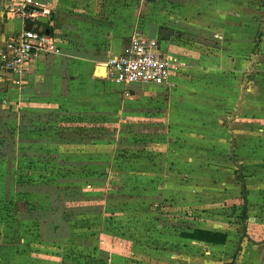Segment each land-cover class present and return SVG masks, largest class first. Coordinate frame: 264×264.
Returning <instances> with one entry per match:
<instances>
[{"label": "rangeland", "instance_id": "obj_1", "mask_svg": "<svg viewBox=\"0 0 264 264\" xmlns=\"http://www.w3.org/2000/svg\"><path fill=\"white\" fill-rule=\"evenodd\" d=\"M123 3L124 8L139 9L140 27L148 21L164 20L165 14L175 16V10L180 7L186 8L188 23L192 26L208 25L218 33L215 42L206 44L200 34L189 30L186 41H194L195 38L208 45L205 55L210 51L209 47L213 48V52L219 54L220 66L207 71L208 63H202L204 76L201 88L207 93L199 96L193 110L188 111L190 119L185 127L184 122L164 121L165 106L155 101H145L140 111L143 118L126 119L123 124L120 118L114 117L76 115L61 119L48 114L25 115L23 118L20 113H10L17 131L26 125L43 127L41 129L47 125L53 127L49 135L55 136L57 141L70 139V142L61 144L69 147L60 152L54 146L39 149L34 145L25 144L24 148L21 143L16 145L15 151L26 153L23 154L24 159L19 158L16 152L11 155L8 198L0 197V264H7L8 255L18 250L32 253L35 264H108L98 258L96 234L100 232L125 238L126 246L130 245L133 251L130 261L113 254L112 264H247V253H240L239 246L233 251L236 254L219 259L216 252L207 254V249L195 241L186 240L179 233L204 226L213 229L224 227L226 231L243 236L247 227L255 222V217L264 219V210H259L258 205L248 210L245 197L249 194L263 195L254 199L264 207V66L257 59L250 67L248 65L255 49L259 22L264 19V0H123ZM246 72H250L249 81L241 112L233 119L235 141L231 156L228 119L235 111ZM145 87V91L151 93L158 91V87L152 84ZM201 129L204 137L201 140L192 138L197 130L201 134ZM189 132L193 135L190 136ZM83 139H89L90 143L79 142ZM211 149L219 159H211ZM202 151L210 153L207 159L195 157L196 152ZM103 154L107 155L106 162H97ZM68 157L73 159L67 161ZM91 159V162L87 161ZM186 163L203 165L204 168L185 167ZM106 166L119 174L109 181L115 188L108 190L104 221L83 219L85 225H90L92 234L84 231L78 223L79 227L73 229L75 234L70 238L39 240L37 225H26L22 221L21 225L16 219L19 210L24 208L19 199L12 200L16 203L15 209L11 206L4 209L16 192L14 184L20 174L29 176L32 181L45 175L42 181L62 183L70 181L73 175L84 176L82 173L104 175ZM1 168L2 163L0 171ZM164 171L169 175L165 176ZM0 181L4 183L2 179ZM165 181L170 189L168 194H163L158 187ZM200 181L209 183L207 186L210 187L199 186ZM241 181L245 186L244 194ZM211 183L216 186L212 188ZM180 184L184 187H179ZM163 195H166L165 199ZM30 200L31 205L47 204L46 196ZM79 201L90 199L80 197ZM95 208L98 207L80 211L92 212ZM9 217L12 222L7 219ZM249 217L252 219L248 220ZM212 219L215 225L210 223ZM219 221L228 227L217 225ZM45 233L43 226V238H46ZM20 236L26 238L25 245H16Z\"/></svg>", "mask_w": 264, "mask_h": 264}, {"label": "crops", "instance_id": "obj_2", "mask_svg": "<svg viewBox=\"0 0 264 264\" xmlns=\"http://www.w3.org/2000/svg\"><path fill=\"white\" fill-rule=\"evenodd\" d=\"M21 1L0 0V49L5 42L23 29L38 28L53 35L59 46V52L45 54L33 61L29 65L23 78V83L20 86L12 81L10 75L3 69L0 61V116L5 117L7 124L12 130L10 135L7 134L9 138L0 144V148L3 147V151H6L4 153L6 155H13V153L15 155L16 152L20 156L19 158L24 159L25 155L23 154L26 152L20 154L18 151H15L16 145L19 143L23 144L22 148H24L25 144L34 145L39 147V149L44 146H54L56 151L59 152L69 147L61 145L63 143H59L55 136L49 135V131L53 127H48L47 125L44 126V129H41L43 127L40 126H35V128L33 125H26L23 130L17 131L16 123L11 119L13 114L10 115V113H20L23 118H25V115L41 116L48 114L50 117L61 119L76 115L114 117V119L120 118L123 124L125 123L123 120L126 119L131 118L134 121L143 118L140 111L142 106L145 105V101L147 103L155 101L157 104L165 106L163 107L165 110L164 121H173L180 124L184 122L183 126L185 127L188 124L186 121L190 119V116L187 115L188 111L190 109L193 110V105L199 96H205L207 93L206 90H202L201 88L204 76L202 74V63H208L207 71H213V68L218 69L220 66L219 54L213 52V48L209 47L210 51H207L205 55L206 49H208L206 46L208 45L201 44L195 38L194 41H186V33L190 32L189 30L193 31L191 33L200 34V37H203L201 40L203 42L204 39L207 41L206 44L215 42L214 38H218V33L212 31V27H208V25L192 26L191 23H188L185 18L187 10L184 7L176 9L175 16L169 15L171 17H168L165 14L164 20L148 21L143 27H140L139 13H137L139 9L137 7H132L131 9L124 8L123 0H36L41 8L49 9L50 15L38 16L35 21L26 19L21 14L13 12V8L18 6ZM42 18H47V22L39 20ZM160 27L164 29L159 31ZM259 28L258 31L261 32V36L254 61L257 59V61L259 60L258 63L264 66V19L259 22ZM204 31L208 33H204ZM137 34H145L157 39L161 53L175 59L177 63V68L171 70L168 86L155 85L158 87V91L154 93L145 91V85L143 86L139 83L117 84L108 80L106 76L99 77L96 75V67L102 65L109 56L120 53L128 43L130 37ZM212 60H216V63H212ZM134 84L138 86H131ZM208 95L211 96L210 94ZM3 100L6 102L5 104L2 103ZM1 124H3L2 120H0ZM164 124L166 125V123ZM195 127L196 129L198 128V126ZM232 128H230L231 131H233ZM198 133L199 130L194 135L195 137L192 138L201 140L204 137V131L202 130L201 134ZM34 134L37 135L34 136ZM189 134L192 136L193 132H189ZM2 136L0 134V137ZM79 142L87 144L90 143V140L83 139ZM6 143L7 146H5ZM67 151L70 150L67 149ZM209 155L210 153L202 151L196 152L195 157L207 159ZM214 158L219 159L220 157L214 149H211V159ZM67 159V161H71L73 158L68 157ZM106 160L107 155L103 154L99 156L97 162L105 163ZM1 161L2 159H0V163ZM87 161L91 162L92 159ZM246 163L247 158L244 161L245 165ZM184 166L199 169L204 168L202 167L203 165L199 166L188 163ZM4 170L5 167L2 166L0 173ZM82 174L84 176H71L70 181H68L69 183L65 181L61 183V185L74 187L73 191L68 193L52 192L49 196L43 193H25L28 191L27 186L19 185L16 187L14 185L16 192L13 193L11 200L6 203L4 209L8 206L15 209L16 203L12 200H14L13 198L19 199L24 208L19 210V215L16 218L17 221H20L21 225L22 222L26 225H33L37 220L30 219L29 213L26 210H40L43 205H31L30 199L46 196L47 204H45V208L50 209L52 202H56L58 209L51 214L49 220L45 219L47 233H45L46 238L43 239L44 241L70 238L75 234L73 229L79 227L78 223L83 226L84 231L92 234L90 225H85L83 219H87L90 222H93L94 218L104 221L103 216L108 206L106 203L109 196L108 190L115 188V185L109 184V181L117 177L116 175L119 173L112 171L110 167L106 166L104 168V175L95 173ZM164 174L168 176L169 172L164 171ZM38 177L40 178L34 180L35 182L42 181L41 176ZM199 178L206 180L205 177ZM214 179L212 178L213 181H216ZM208 184L200 181L199 186L208 188L210 187L207 186ZM167 185L168 183L165 181L161 186H158L159 190L162 193H169L170 189ZM211 186L214 188L216 184L211 183ZM179 187H184V184H180ZM241 188L244 190V194L245 186L243 181H241ZM18 190H23V192L17 195ZM262 196L259 194L245 196L248 210H252L254 205H258L259 210H264L263 204L257 203L254 199L262 198ZM80 197L84 198V200L90 199V201H79ZM163 198L165 199L166 195H163ZM94 200H97L98 203ZM11 201L12 204H9ZM93 206H97L98 208H95V211L92 212L84 211V213L80 211L81 209L86 210ZM64 216L74 219L68 223V219L66 220ZM7 219H9V222H12L11 217ZM249 219H252V217H249ZM49 221H52L51 223L52 225L54 224L55 230L53 227L52 229L47 227ZM198 222L204 223L205 221L198 220ZM210 223L215 225L213 219ZM224 224L223 221H219L217 225L226 226ZM195 228L215 229L204 226ZM214 231H219L226 235L223 244H207L187 238L186 240L197 242L203 249L208 250L207 254H210L211 251L216 252L215 256L218 255L219 259L228 257L239 246L241 249L240 253H247V264H264V219L260 220L258 217H255V222L253 225L247 227V232L243 236L242 234L226 231L224 227L222 229H215ZM28 234L29 232L26 233V235ZM38 237L35 235V239ZM96 237L99 240L98 258L100 260L112 264L110 261L113 254H119L120 258L125 257L123 259L127 261L131 260L133 251L130 245L126 246L125 238L101 232L96 234ZM39 240L41 239L39 238ZM25 241L26 238L20 236L16 245H25ZM39 249L41 251V248ZM25 253H27V250H18L9 255ZM30 254L32 255V253ZM35 254L39 255L40 253L35 252ZM219 259L215 257V260L218 261ZM32 263L35 264L34 262ZM7 264H10L9 260Z\"/></svg>", "mask_w": 264, "mask_h": 264}, {"label": "built area", "instance_id": "obj_3", "mask_svg": "<svg viewBox=\"0 0 264 264\" xmlns=\"http://www.w3.org/2000/svg\"><path fill=\"white\" fill-rule=\"evenodd\" d=\"M13 12L35 21L38 16H49L50 11L41 8L36 0H22ZM59 52L56 39L38 28H25L4 43L0 49V61L12 81L20 86L29 65L45 54ZM105 66L106 78L117 84L168 86L176 60L163 55L158 40L145 34L130 37L120 53L109 56ZM3 104L6 102L3 100Z\"/></svg>", "mask_w": 264, "mask_h": 264}, {"label": "trees", "instance_id": "obj_4", "mask_svg": "<svg viewBox=\"0 0 264 264\" xmlns=\"http://www.w3.org/2000/svg\"><path fill=\"white\" fill-rule=\"evenodd\" d=\"M163 27L159 28V31L163 30ZM260 36L261 32L258 31L257 35L254 39L255 42V51L252 53V55H255L257 52V47L260 41ZM162 37V36H161ZM251 55V56H252ZM251 61V59H250ZM0 120L3 121V124L0 125V134L3 135L0 137V144L4 142V140H7L9 138L8 135L11 134L12 130L7 124V120L5 117L0 116ZM6 136H5V135ZM8 134V135H7ZM59 143H68L70 142V139H58ZM7 146V143L5 144ZM3 148V147H2ZM0 148V159H2L1 163L2 166L5 167V170L0 173V179L3 180V184L0 181V195L2 199L8 198V189L7 187L9 186V181L11 179V172H10V159L11 155H6V151H3V149ZM19 179L16 180L15 186L18 187L19 185H25L28 188V191L25 193H43L45 195H48L52 192H63V193H68L70 191H73L72 189L74 187H69L66 185H61L60 182L57 183H48L50 181H40V182H35L30 180L28 177L29 176H21V174L18 176ZM45 175L41 176V179H43ZM45 180V179H44ZM6 189V190H5ZM22 191L18 190L17 195L21 194ZM9 202V201H8ZM58 204L56 202H52V207L50 209L45 208V205L41 206L40 210H34V209H28L26 210L29 213L30 219L32 220H37L34 224L38 226V236L41 240L45 239L43 238V226H45V219L51 218V214L58 209ZM32 210V211H30ZM84 212V211H83ZM84 214V213H82ZM74 215V214H73ZM79 215V214H78ZM42 217V218H41ZM65 217V216H64ZM66 218V217H65ZM72 218V217H71ZM68 219V223L73 220ZM52 221H49L47 223V227L49 229L55 230L54 224L52 225ZM33 224V225H34ZM52 233V232H51ZM180 236L185 237L190 240H196L199 242H205L207 244H223L225 242L226 235L222 232L219 231H214V230H208V229H201V228H193L192 230H183L180 232ZM8 260L10 264H30L32 263V257L30 253H25V254H18V255H9ZM102 261V260H101Z\"/></svg>", "mask_w": 264, "mask_h": 264}, {"label": "water", "instance_id": "obj_5", "mask_svg": "<svg viewBox=\"0 0 264 264\" xmlns=\"http://www.w3.org/2000/svg\"><path fill=\"white\" fill-rule=\"evenodd\" d=\"M40 21L42 22H47V18H42V19H39ZM47 32V31H46ZM254 59H255V55H252L251 56V61L250 63L248 64L249 67L252 65V63L254 62ZM96 71H97V76L99 77H105L106 74H105V66L104 65H98L96 67ZM249 75H250V72H246L244 75H243V83L241 85V91H240V94H239V98L237 99L236 101V105H235V111H233L231 113V117L229 119V127L232 128L233 127V122L232 120L237 116L239 115L240 113V109H241V103L244 99V95L246 93V90H247V85H248V81H249ZM233 145H234V132L231 131V155L233 154ZM243 186V185H242Z\"/></svg>", "mask_w": 264, "mask_h": 264}]
</instances>
